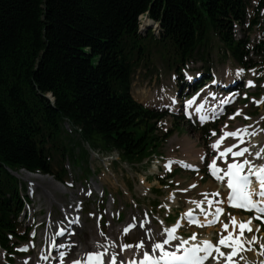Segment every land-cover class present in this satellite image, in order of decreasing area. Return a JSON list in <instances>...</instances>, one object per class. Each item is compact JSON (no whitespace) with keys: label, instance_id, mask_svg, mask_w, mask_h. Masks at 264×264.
Here are the masks:
<instances>
[{"label":"trees","instance_id":"16d2710c","mask_svg":"<svg viewBox=\"0 0 264 264\" xmlns=\"http://www.w3.org/2000/svg\"><path fill=\"white\" fill-rule=\"evenodd\" d=\"M250 1L0 0V247L8 256L28 239L20 216L31 201L13 172L63 181L67 160L89 168L90 150L140 164L172 134L159 126L167 111L131 94L134 70L148 55L145 40L171 48L168 64L179 75L191 59L208 71L213 37L224 58L264 68L256 17L249 23L261 27L255 43L235 36ZM262 9L258 0L256 15ZM141 15L157 23V35L139 31Z\"/></svg>","mask_w":264,"mask_h":264},{"label":"rangeland","instance_id":"374dc122","mask_svg":"<svg viewBox=\"0 0 264 264\" xmlns=\"http://www.w3.org/2000/svg\"><path fill=\"white\" fill-rule=\"evenodd\" d=\"M257 1H250L247 22L235 29L237 37L248 35L252 43L260 37V28L264 26V9L257 15L254 12ZM255 17L261 27L255 25L250 28L249 23ZM143 21L145 22V19ZM151 26L155 34L157 29L153 25H144L143 28L148 30L151 29ZM144 32L143 35H145ZM218 43L217 39L213 37V50H210L208 57L210 72H214L221 81L231 76L229 79L237 83L243 82L240 84L242 86L246 85V81L253 82L247 89L240 90V93L248 92L250 96L246 97L247 99H242V96H239L226 113V117L220 122L219 127L224 126L225 120L228 121L231 128L247 129L253 125L264 127V104H256L257 100L264 94V69L259 63L260 66L257 65L237 74L240 69L239 65L229 57L224 59ZM144 44L148 47V55L145 61L139 62V66L134 70L131 84L132 95L141 102L156 107L167 106L170 107L169 109L173 113H179L171 100L172 96L175 97L174 100L179 98L177 93L173 95L175 78L177 77L173 74L174 65L168 64L172 60L171 48L157 45L154 41L148 39L144 41ZM168 58H171L170 61H168ZM190 65L196 67V69L188 73L201 70L203 64L198 61L190 63ZM189 95L190 92H186L182 95V98H188ZM238 111L240 114L234 115ZM233 116L234 118L230 119ZM171 125L172 118L170 117L165 118L161 123L163 130L170 128ZM179 125L176 126L177 132L175 131L168 137L157 152V155L163 156V161H165L158 171L153 170V167L150 166L151 161L144 160L142 164L129 165L120 160L116 151L104 153L96 150L95 153L97 154L90 151L89 168L81 169L79 161L74 163L67 160L65 166L68 175L64 176L63 182L55 180V177L51 178L54 179L53 183L62 186L64 190L56 188L49 180L50 177L34 179L35 183L32 185L34 189L32 193L33 203L30 205L31 216L26 220L25 226L29 225L31 227L34 225L36 236L32 237V241L26 243L29 246L26 253L14 257V264H24V261L29 257L39 258L45 234L58 226L63 228L62 210L64 208L71 210L72 204L77 200H81L83 203L82 219L84 224L71 239L74 246H78L79 242H90L92 236H98L97 230H101L103 234L107 235L112 229V233L116 234V237L121 233L125 237H123L124 240L126 239V242L130 245L135 246L143 241L144 246L152 253L151 245L153 243L146 237V222L152 220L150 225L154 230L165 232L167 226L164 219L175 212L179 213L186 210L187 205L191 203L190 200L194 197L199 200L210 197L211 188L217 186L216 183H212L205 178L202 162L196 166L199 169L197 172L188 170L187 165L175 163L176 161L192 159L195 162L199 161L200 156L204 153L205 158L212 155L209 149L211 137L206 140L203 134L194 129L190 123L183 122ZM259 136L264 135L259 134ZM189 141L191 143H188ZM258 142L263 144V140ZM253 147L250 149H253ZM106 157L113 160L105 161ZM173 161L174 163H172ZM170 172L172 176L168 177L165 185H162L158 177L166 176ZM24 179L26 178L24 177ZM141 179H144V182H141ZM65 181H67V184ZM92 182H97L99 184L98 188H103L106 192L105 197H108L104 198V194L95 189ZM174 189L181 190V192L176 193L177 202L176 200L172 202L169 199V194ZM49 192L52 193L54 199L50 209L48 207L51 201ZM176 206H179L178 210H176ZM121 212L124 215L123 218L118 217ZM48 214H50V217H48ZM232 217L237 222L235 229H233L231 223ZM135 219L138 223L137 227L133 231L125 233V225ZM171 219L173 217L168 218V220ZM245 220H247L245 217L236 215L233 211H228L222 223L218 226L202 229L184 228L180 231V234L194 236L195 231L198 230V235L201 238L213 237L215 240H220L222 235H228L232 229L235 237L236 234L240 233L239 223ZM144 222L145 224H143ZM225 223L229 225L227 230L223 228ZM209 228L213 229L210 230ZM99 236L101 237V235ZM254 236L257 237L255 241H253ZM101 238L104 239V236ZM243 238L246 249L233 257L234 264H264V249L261 248V245L264 244V233L259 231L257 226H254L252 232L245 231ZM154 239L158 243L162 241L159 237H154ZM122 245L120 244L119 247L122 248ZM222 252L227 254L231 250H222ZM217 255L216 253L214 258L206 264H225L226 257L216 259ZM251 261L252 263H250ZM0 264H8L7 258L1 249Z\"/></svg>","mask_w":264,"mask_h":264},{"label":"snow or ice","instance_id":"6c2138e0","mask_svg":"<svg viewBox=\"0 0 264 264\" xmlns=\"http://www.w3.org/2000/svg\"><path fill=\"white\" fill-rule=\"evenodd\" d=\"M241 72H243V69H239L237 74ZM252 84V81H248L249 86H251ZM194 100L195 97H193V100L187 101V104L191 105ZM196 111L200 112L201 108L198 107ZM239 114L240 113L238 111L234 115ZM232 118H234V116L230 117V119ZM200 119L201 121H204L206 117L202 115ZM241 131H246V129H237L236 131L231 132L224 131L223 134L212 143L211 147L213 149H219V146L225 140L226 137H239ZM212 135H216L215 131H213ZM236 147L237 145L235 144L229 147H225L223 151L219 152V155L221 157L226 158L227 155L231 153L233 157H241L244 155L245 152L249 151L247 148H242L239 151H233V148ZM262 153H264V149H261L260 151L256 152L255 155L257 158H260ZM245 166H248L246 174H244ZM209 168L212 170L213 175L216 176L217 179L223 180L225 176L228 177L227 185L232 190L228 195V203L230 206L241 208L246 211L254 210L257 213V216L255 218L260 219L262 222H264V215H262L264 214V165H260L259 168L254 170L255 166L248 159H244L243 162L233 161L232 163H228L226 170H223V176H219L217 175V173L222 170L216 167V160L213 159L212 163L209 164ZM250 176H255L257 182L259 183L260 190L256 193L248 191V187L251 183L249 179ZM253 195L258 196L260 199H253ZM211 203L212 202L209 201V204ZM222 212V208H217L215 218H218L219 214H221ZM186 215L191 217V210H189ZM251 220L252 218L250 217L248 221L239 223L240 233L235 237L233 235V232H229L227 236L222 235L220 237L218 244H213L211 241L205 240L202 243L192 244L188 247H186V245H188V240H181L176 246L177 251H168L165 249L164 246L166 244H169L171 241L176 239L174 235L175 228L166 229L168 233L167 239H164L162 243H154L151 245V252L154 253L159 250L160 255L154 258L152 255H150L149 252L145 251L143 252V259L139 261V264H204V262L208 260L209 257L212 255L213 251L218 254L217 257H215L216 259H219L220 257H226L225 264H234L233 257L237 254L238 251L243 250L244 247V242L240 239V236L243 235L245 230L252 231L250 227ZM211 222H215V219L213 221H210V223ZM231 223L233 224V229H235L237 222L234 217L231 218ZM228 226L229 225L225 223L223 225V228L227 230ZM124 231L125 233H127L129 229L125 228ZM101 235H103V233H101ZM191 239H195V236L191 237ZM256 239L257 237L254 236L253 241H255ZM220 246L229 247L232 249V251L225 254L224 252H221ZM132 247L133 245L124 244L122 245L121 250L123 251L124 249ZM135 247L138 249H143V241L135 245ZM261 248L264 249V244L261 245ZM180 249H182V252L179 251ZM105 251H107V249H105ZM60 255L63 256L64 253H61ZM117 259L118 256L116 254H113L111 256V264H116ZM73 264H81V262L79 260H75L73 261ZM87 264H105L104 253L89 252ZM130 264H136V262L132 261L130 262Z\"/></svg>","mask_w":264,"mask_h":264},{"label":"bare ground","instance_id":"6f19581e","mask_svg":"<svg viewBox=\"0 0 264 264\" xmlns=\"http://www.w3.org/2000/svg\"><path fill=\"white\" fill-rule=\"evenodd\" d=\"M255 139H256L257 145H256V151H253L254 153L260 151L261 149H264V136L258 135L255 137ZM259 140H263L262 145H259V143H258ZM188 143H191V142L189 141ZM224 145H226V143H221L220 148L223 147ZM204 155H205V153L202 154V156H204ZM261 156L264 157V153H262ZM244 157H248L250 160L253 158V161L260 159V158H257L255 154H253L252 156L245 154L242 156V158H244ZM202 158L203 157H201V160H199V162H202V160H203ZM191 162H193V160L183 161L181 163H191ZM141 182H144V179H141ZM52 183H53V181H52ZM53 184L56 188L64 190L63 187H61L55 183H53ZM95 187L100 192L102 191L101 187L98 188V185H95ZM49 198L51 200L50 204L48 205V207L50 209L51 204L54 201L53 195L50 192H49ZM226 200H227V191L224 189L223 186L218 185V186L214 187L213 189L211 188L210 199L206 200V201L207 202L211 201L214 203V205H224ZM190 209L191 208H188L187 211L185 212V217L187 216L186 214L189 212ZM48 217H50V214H48ZM205 218H207V216H205ZM204 221L206 222L208 220L204 219ZM145 222L143 224H145ZM146 223H147V236L146 237L149 241H151L154 244V243H158L157 241H155L154 237H159L162 240L161 243L163 242L164 239H167V235H168L167 232H160V231L154 230L153 227L150 225L151 224L150 220L147 221ZM78 224H80V222ZM83 224H84V222L81 221L80 227H82ZM250 227H251V225H250ZM79 230H80V228H79ZM97 231H98V236H96V235L92 236L90 242H88V241L85 243L79 242L78 246L77 245L74 246L73 249H71V245H70V247H65V248H68V250L71 249L70 250L71 251L70 258L71 259L84 256L87 252L92 251V250H96L98 252L104 253V260H105L106 264H111V256L113 254H116L118 256L116 264H130V262H132V261H135L136 264H139V261L143 259V252H145V251L149 252V250L146 246H144L143 249H138L134 245L132 248L124 249L122 251L121 248L119 247V245L120 244L124 245V244H128V243L126 242V239L124 240L125 237L121 233L116 237V234L114 235L112 233V229L110 230V232H108L107 235H105V234L101 235V230H97ZM178 234H179L178 230L175 229L174 235H175L176 239L164 246L166 250H169V249L177 250V249H174V247H176L179 244V241H177ZM99 235H101V237L104 236V239L101 238ZM242 236H240V239H243ZM105 249H107V251H105ZM159 254H160L159 250H157L154 253H150V255H152L154 258L158 257ZM38 262H39V260L37 258L29 257L26 259V261H24V264H36ZM250 263H252V261Z\"/></svg>","mask_w":264,"mask_h":264},{"label":"water","instance_id":"95a60500","mask_svg":"<svg viewBox=\"0 0 264 264\" xmlns=\"http://www.w3.org/2000/svg\"><path fill=\"white\" fill-rule=\"evenodd\" d=\"M27 174H29V175H31L32 173H30V172H28ZM33 175V174H32ZM38 177L39 176H41L42 177V175H40V174H36Z\"/></svg>","mask_w":264,"mask_h":264}]
</instances>
